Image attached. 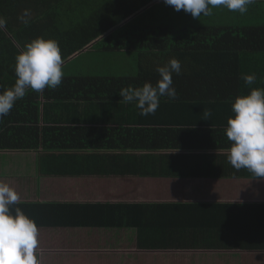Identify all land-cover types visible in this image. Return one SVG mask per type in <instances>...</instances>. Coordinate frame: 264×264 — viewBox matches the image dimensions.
Masks as SVG:
<instances>
[{
	"label": "trees",
	"instance_id": "1",
	"mask_svg": "<svg viewBox=\"0 0 264 264\" xmlns=\"http://www.w3.org/2000/svg\"><path fill=\"white\" fill-rule=\"evenodd\" d=\"M70 1L0 0V16L6 19V27L0 30V91L15 83V56L24 44L37 37L58 42L62 67L73 60L70 56L93 42L92 50L96 51L136 52L137 72L126 76L63 75L61 85L55 89L45 88L42 93L28 89L10 113L0 118V150L100 153L204 147V139L164 141L160 139V128L139 127L160 123L141 119L135 104H125L119 96L122 88L146 82L155 85L159 79L157 67L171 58L181 63V73L172 76L178 97L160 99L177 110L182 107L190 112L206 103L215 109H231L229 101L236 96L248 94L251 88L264 89V68H257L253 61L261 56L264 65V17L252 14L251 5L244 15L218 10L208 17L201 15L197 19L188 14L176 19L172 7L163 0H97L91 8L80 0L77 20L70 12ZM255 3L259 4V0ZM25 9L31 11L27 25L19 20ZM160 16L168 17L170 22L166 24ZM242 74H255V83L246 85ZM201 130L192 133L203 138ZM217 136L222 140L211 139L210 146L228 149L231 142L224 129ZM158 159L149 164V169L157 171L156 175L165 174L157 169ZM79 205L95 209L87 212L103 223L135 227L137 246L145 250L211 248L214 245L201 243H206V238L194 237L193 231L184 226L198 219L219 226L227 223L225 218L232 213L251 212L249 203L215 204L214 210L179 202Z\"/></svg>",
	"mask_w": 264,
	"mask_h": 264
},
{
	"label": "crops",
	"instance_id": "2",
	"mask_svg": "<svg viewBox=\"0 0 264 264\" xmlns=\"http://www.w3.org/2000/svg\"><path fill=\"white\" fill-rule=\"evenodd\" d=\"M252 7V14L264 17V0ZM218 10L229 12L223 7L213 9ZM92 49L91 45L70 58L98 54ZM260 57L253 61L263 69ZM202 105L185 112L160 99L155 114L138 112L141 119L159 121L160 125L139 127L160 128V139H204L202 148L100 153L0 150V182L19 195L12 210L21 208L38 226L40 264H242L246 253H251V264H264V180L246 169H234L227 162V149L210 146L211 139L222 140L217 135L225 129L229 115H234L230 107L226 111ZM205 110L212 113L208 120L204 119ZM196 129H202L203 138L192 133ZM158 157L157 169L165 174L156 175L157 171L149 169ZM140 202L197 203L211 210L215 204L249 203L251 212L232 213L225 218L227 223L219 226L202 219L184 226L194 237L206 238V243L201 242L204 246H214L180 250L190 251L186 256L191 254V258L184 259L191 260L178 261L164 254L176 250L139 248L135 227L103 223L87 212L95 209L78 206ZM87 214L91 220L84 218Z\"/></svg>",
	"mask_w": 264,
	"mask_h": 264
},
{
	"label": "clouds",
	"instance_id": "3",
	"mask_svg": "<svg viewBox=\"0 0 264 264\" xmlns=\"http://www.w3.org/2000/svg\"><path fill=\"white\" fill-rule=\"evenodd\" d=\"M256 0H163L175 11L183 10L193 18L209 16L215 8L244 15L248 6ZM19 20L27 25L31 20V11L25 9ZM6 27V19L0 16V30ZM91 45L87 46V49ZM63 60L59 44L54 39L37 37L27 42L15 56V83L10 88L0 91V118L7 116L14 104L31 89L42 93L45 88L55 89L63 78ZM159 79L153 85L146 82L139 87L122 88L119 96L125 104H135L141 115L155 114L160 105V98L175 100L178 93L173 86V74L181 73V63L171 58L156 69ZM246 85H253L255 74H242ZM231 103L234 115L227 119L224 131L231 142L227 149V162L234 169H246L257 179L264 180V89L251 88L248 94H241ZM212 113L204 111L208 120ZM19 195L9 184L0 182V264H40L38 253V226L13 205Z\"/></svg>",
	"mask_w": 264,
	"mask_h": 264
},
{
	"label": "rangeland",
	"instance_id": "4",
	"mask_svg": "<svg viewBox=\"0 0 264 264\" xmlns=\"http://www.w3.org/2000/svg\"><path fill=\"white\" fill-rule=\"evenodd\" d=\"M89 8L94 6L97 0H84ZM71 3V4H70ZM71 11L75 13V18L79 20L81 14L80 0H71ZM165 8V6H163ZM161 8H157L161 10ZM172 14L178 19L182 15H188L190 13H185L183 10L176 12L171 8ZM178 15V16H177ZM164 18L165 23L168 24L170 21L167 20L168 17L160 16V19ZM178 21V20H176ZM96 53H82L79 58L71 60L69 63L65 64L62 69L64 75H102V76H126L134 75L137 72V57L136 52L127 51H97ZM186 253V254H185ZM190 251H171L166 254L171 260L180 261L182 258H191L189 256ZM163 254V255H164ZM185 254V256H183ZM144 254L143 256H145ZM244 258H241L242 264H251V253L242 254ZM206 259V258H205ZM191 260V259H184ZM196 259L192 260L195 261Z\"/></svg>",
	"mask_w": 264,
	"mask_h": 264
},
{
	"label": "water",
	"instance_id": "5",
	"mask_svg": "<svg viewBox=\"0 0 264 264\" xmlns=\"http://www.w3.org/2000/svg\"><path fill=\"white\" fill-rule=\"evenodd\" d=\"M87 48V47H86ZM85 49V48H84Z\"/></svg>",
	"mask_w": 264,
	"mask_h": 264
}]
</instances>
